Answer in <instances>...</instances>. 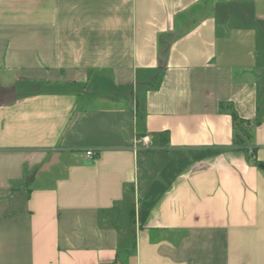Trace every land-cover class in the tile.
Listing matches in <instances>:
<instances>
[{
    "label": "crops",
    "instance_id": "crops-1",
    "mask_svg": "<svg viewBox=\"0 0 264 264\" xmlns=\"http://www.w3.org/2000/svg\"><path fill=\"white\" fill-rule=\"evenodd\" d=\"M261 167L264 0H0V264H264Z\"/></svg>",
    "mask_w": 264,
    "mask_h": 264
},
{
    "label": "trees",
    "instance_id": "trees-1",
    "mask_svg": "<svg viewBox=\"0 0 264 264\" xmlns=\"http://www.w3.org/2000/svg\"><path fill=\"white\" fill-rule=\"evenodd\" d=\"M233 126L236 140H239L240 144H244L250 136L248 124L246 125L243 121L233 117Z\"/></svg>",
    "mask_w": 264,
    "mask_h": 264
},
{
    "label": "built area",
    "instance_id": "built-area-1",
    "mask_svg": "<svg viewBox=\"0 0 264 264\" xmlns=\"http://www.w3.org/2000/svg\"><path fill=\"white\" fill-rule=\"evenodd\" d=\"M136 143L138 144L137 146L139 147L140 146H146L147 144V139L145 137H141V138H138ZM136 147V148H138ZM249 150V153H252V149L251 148H247ZM96 150L95 149H85L83 151V154H84V157L87 159V160H90V161H93L95 156H96Z\"/></svg>",
    "mask_w": 264,
    "mask_h": 264
},
{
    "label": "water",
    "instance_id": "water-1",
    "mask_svg": "<svg viewBox=\"0 0 264 264\" xmlns=\"http://www.w3.org/2000/svg\"><path fill=\"white\" fill-rule=\"evenodd\" d=\"M262 169H264L263 167H261Z\"/></svg>",
    "mask_w": 264,
    "mask_h": 264
}]
</instances>
